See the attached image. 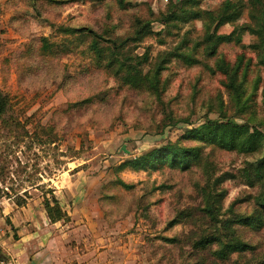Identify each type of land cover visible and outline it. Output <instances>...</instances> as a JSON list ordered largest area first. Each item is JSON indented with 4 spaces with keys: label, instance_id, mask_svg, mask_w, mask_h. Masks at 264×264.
Here are the masks:
<instances>
[{
    "label": "rangeland",
    "instance_id": "rangeland-1",
    "mask_svg": "<svg viewBox=\"0 0 264 264\" xmlns=\"http://www.w3.org/2000/svg\"><path fill=\"white\" fill-rule=\"evenodd\" d=\"M227 1L242 12L215 26ZM263 4L0 0V90L9 99L0 186L10 192L0 197V264H22L52 229L56 245L73 242L90 264L98 253L101 264H264V175L253 168L262 147L189 134L209 119L264 132V63L250 17ZM137 28L136 40L112 44ZM231 31L239 40L209 51L208 34ZM154 148L163 154L153 164H120ZM208 189L223 190L214 205L229 228L205 210ZM50 190L67 213L51 226ZM17 198L28 201L21 214ZM10 215L23 218L19 230ZM215 232L220 240L196 242ZM230 238L246 247L218 256Z\"/></svg>",
    "mask_w": 264,
    "mask_h": 264
},
{
    "label": "trees",
    "instance_id": "trees-1",
    "mask_svg": "<svg viewBox=\"0 0 264 264\" xmlns=\"http://www.w3.org/2000/svg\"><path fill=\"white\" fill-rule=\"evenodd\" d=\"M250 2L255 5L256 3H261L262 0H250ZM243 4L240 1L232 2L227 1L222 9L216 15V23L215 26L223 24L227 21L234 20L238 18L242 12ZM254 8V6H253ZM194 10H191V15H194ZM175 18H181L177 14H174ZM250 17L253 20L255 27L252 28L259 37L260 41L258 45L261 48V57L260 60L264 63V4L261 6L260 9L255 8L251 13ZM141 28H137L134 32V35L127 36L124 39L116 42L114 39L112 40L113 45H120L121 43L126 42L127 39H135L141 33ZM207 39L210 41L209 44V51L212 52L217 43L221 41H229L233 38L239 40V36L233 37V31L228 33H218L217 35L208 34ZM96 40H93L95 43ZM9 106V99L5 92L0 90V117H3L5 112L7 111ZM189 134L194 138H202V136L211 135L212 139L222 147L227 148H237L243 151H251L259 146L262 147V154L255 160L254 162V170L256 172L257 177H261L264 175V132L259 130L258 128H250L247 123H238L234 120H224L220 121L218 119H209L208 122L200 127L195 129L189 130ZM164 148V147H163ZM163 148H154L148 150L147 152L143 153L140 156H137L132 159L125 160L120 164L123 165H130L133 168H141L142 166H146L147 164H153L154 159L150 158L152 156H156L159 154H163ZM8 153V152H7ZM6 153L4 154L0 151V180H4L7 176V172L9 171V167L6 164L7 160L5 159ZM219 179V176L215 178V181ZM126 184L125 182H123ZM10 188V186H9ZM51 191V199L47 197L44 198V208L47 213V216L50 220L55 221L59 219H63L67 217V213L60 205L59 200L56 198L55 194ZM207 194V202L205 206V210L210 215L212 219L215 221L221 222V228H229L230 224L233 221L230 218H226L223 220H219L217 218L216 208L214 202L222 198L223 190H206ZM10 192L7 188H3L0 186V197L2 196H9ZM17 204L23 203L22 198H17L15 200ZM261 207L264 209V197L263 200L260 202ZM248 218H243L241 221L246 222L249 221ZM10 222V221H9ZM220 240V236L218 233H210L208 235H202L197 239V243L204 244L207 242H211L213 240ZM246 247L245 242L240 240L230 238L228 241H223L221 246L216 249V253L218 256H225L229 251L233 250H240Z\"/></svg>",
    "mask_w": 264,
    "mask_h": 264
},
{
    "label": "crops",
    "instance_id": "crops-1",
    "mask_svg": "<svg viewBox=\"0 0 264 264\" xmlns=\"http://www.w3.org/2000/svg\"><path fill=\"white\" fill-rule=\"evenodd\" d=\"M13 202L15 203V208H18L17 210L19 211V213L21 214V207L25 208L26 204H28V201H25L21 204H17L14 200ZM60 202V201H59ZM14 208V209H15ZM45 210V208H44ZM46 212V211H44ZM47 219H48V223H49V226L53 225L54 223L58 222L59 220H55V221H52L49 219V217L47 216V213H45ZM8 219L11 220L12 224L14 226H18V230L21 228V226H19L22 222V217H18L16 220L13 219V217L10 215V217H8ZM9 220V221H10ZM10 222V223H11ZM53 229L52 230H49V234L50 236L47 237V240L46 241H42L40 245H38L39 243H37V245H35V251L33 253V255H29L27 256V260L25 259H21L22 261V264H90V260L89 258L87 257L86 259L85 258H82V253H80V251H75L74 252V245L72 246L71 244L73 242H71L70 244L67 243V241L63 242L62 241V245H56L55 244V235L53 234ZM68 230L67 231H63L62 232V235L65 234L66 237L68 238H72V236H68ZM64 235V237H65ZM67 238V239H68ZM37 242H40V240L37 239ZM28 246V242H24V246ZM72 249V250H70ZM68 250L74 252L73 255H71L70 258L66 257L64 254L67 252ZM77 250V249H75ZM63 251L65 252L64 254ZM99 256V253L95 256V260L92 261V264H101L97 257ZM76 258V260H75ZM89 260V261H88Z\"/></svg>",
    "mask_w": 264,
    "mask_h": 264
}]
</instances>
